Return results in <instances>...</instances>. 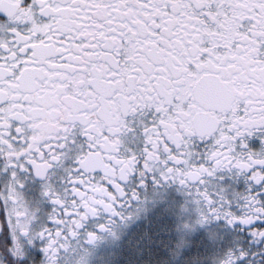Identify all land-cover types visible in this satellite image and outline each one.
<instances>
[{
	"label": "snow or ice",
	"instance_id": "obj_1",
	"mask_svg": "<svg viewBox=\"0 0 264 264\" xmlns=\"http://www.w3.org/2000/svg\"><path fill=\"white\" fill-rule=\"evenodd\" d=\"M85 254L264 264V0H0V264Z\"/></svg>",
	"mask_w": 264,
	"mask_h": 264
},
{
	"label": "flooded vegetation",
	"instance_id": "obj_2",
	"mask_svg": "<svg viewBox=\"0 0 264 264\" xmlns=\"http://www.w3.org/2000/svg\"><path fill=\"white\" fill-rule=\"evenodd\" d=\"M25 194L29 197L35 195L33 189H31V188H26ZM89 251H91V250H89ZM77 264H87V254H85V256H83L80 260H78Z\"/></svg>",
	"mask_w": 264,
	"mask_h": 264
}]
</instances>
